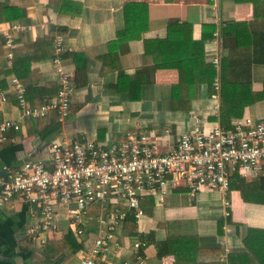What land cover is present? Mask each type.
Listing matches in <instances>:
<instances>
[{
  "label": "crops",
  "instance_id": "obj_1",
  "mask_svg": "<svg viewBox=\"0 0 264 264\" xmlns=\"http://www.w3.org/2000/svg\"><path fill=\"white\" fill-rule=\"evenodd\" d=\"M176 24L192 27V42L204 43L202 52L210 64L218 49L216 34L220 26L222 32L225 26L236 24L237 37L230 39L236 47L232 52L223 47L224 58L234 55L236 70L250 67L253 91H264V64L252 63L258 52L256 40L264 34V0L258 7L250 0H0L3 42L4 33L14 25L21 27L11 31L17 50L58 32L65 37L66 53H70L63 59L65 72L76 80L72 54H81L87 79L82 87L75 81L71 115L64 123L56 112L46 119L22 118L13 94L8 102L0 104V124L6 120L21 123V130L9 132L7 140L0 142V173L9 176L26 162L36 160L51 167L50 145L57 140L80 139L105 145L138 132L154 134L159 151L168 152L191 129L193 114L201 115L207 129L222 124L221 115L219 118L209 113L212 101L208 79L198 80L186 73L187 83L195 79L191 96L190 85L181 83L177 69L146 72L155 64L146 53L148 45L160 40L181 44L184 29L170 34L171 26ZM150 49L153 51V45ZM54 50L55 40L44 59L32 65L41 76L40 88L60 86L52 62ZM7 51L5 45V54L0 58L3 70L13 67L6 60ZM11 78L1 75L0 88L10 91ZM40 97L35 98L36 106L28 101L39 107ZM51 100L44 98L43 104ZM243 118L264 121V100L246 107ZM236 176L226 194L206 189L192 196L181 186L163 204L146 197L142 201L144 218L139 223L129 218L117 233L124 250L118 255L108 253L107 261L134 262L136 253L130 245L136 239H145L149 243L143 254L145 264H164L166 258L167 264L170 257H174L172 264H260L261 256L253 255L244 238L249 230L264 231L262 178L241 183ZM253 184L258 187L245 200L240 189ZM96 213L93 209L91 216ZM40 216L39 206L20 195L0 210V264L80 263L94 237L93 218L86 237L80 241L70 226L67 210L60 207L56 217L59 230L41 245L27 237V230L39 224Z\"/></svg>",
  "mask_w": 264,
  "mask_h": 264
},
{
  "label": "built area",
  "instance_id": "obj_2",
  "mask_svg": "<svg viewBox=\"0 0 264 264\" xmlns=\"http://www.w3.org/2000/svg\"><path fill=\"white\" fill-rule=\"evenodd\" d=\"M217 32L218 49L211 59L217 70L209 113L220 118L224 58L222 32ZM4 33L7 62L12 65L17 45L11 31ZM67 52L66 39H55L52 62L59 77L60 90L51 101L33 107L27 99V89L17 77H12L10 91L0 88V104L13 94L24 119H43L51 112L64 123L71 115L72 99L76 90L74 78L63 68ZM200 114H193V125L181 135L176 147L160 152L154 134L135 132L125 140L110 144L80 139H62L50 145V166L44 161L26 162L4 181L0 174V210L14 201L17 195L40 208L39 224L27 230V237L45 245L59 230L56 221L59 208L67 210L70 226L83 241L90 219L95 224L94 237L82 254L79 264H115L107 261V254L118 255L124 250L118 231L133 218L139 223L145 216L142 201L153 197L163 204L177 188L186 187L192 196L202 190L226 194L235 175L246 181L264 179V121L243 118L226 129L217 124L211 129L202 123ZM21 130V123L6 120L0 124V142L7 140L11 131ZM97 213L91 216V211ZM149 243L136 239L130 249L136 253L134 262L145 264L144 251ZM172 264L174 257L169 260ZM167 258L164 259L166 264Z\"/></svg>",
  "mask_w": 264,
  "mask_h": 264
},
{
  "label": "trees",
  "instance_id": "obj_3",
  "mask_svg": "<svg viewBox=\"0 0 264 264\" xmlns=\"http://www.w3.org/2000/svg\"><path fill=\"white\" fill-rule=\"evenodd\" d=\"M237 3L245 2L247 0H235ZM254 3L255 7H258L260 0H250ZM236 24L230 26H225L222 30V39L224 49H228L230 52L234 51L236 46L235 41L232 45L230 44V39L237 37L234 34L236 29ZM184 29L186 32V37L181 38V44H175L170 40H160L157 42H152L146 47V53L150 54L154 60V66L149 71L155 73L159 69H177L180 73V81L183 84L190 85L191 96L194 94L193 88L195 87L193 81L197 78L208 79L209 93L214 92V81L217 76L216 69L210 63L206 62L205 56L202 52L204 43L192 42L191 32L192 27L190 25L177 26L172 25L170 28V34L175 30ZM59 35L58 32H53L48 37L43 40H39L35 45L27 48L14 50L13 67L11 69L3 70L0 67V76L4 75L5 79L16 76L24 83L27 89V99L35 104V98L40 97V105L43 104V99H53L55 98L60 90V86H49L45 88H40L38 83L40 82V74L37 70H32V65L34 63L42 61L44 59V54H48L49 48L54 44V40ZM190 43L193 45L190 46ZM153 45V51L150 47ZM260 45V49L259 48ZM256 52L254 62L257 64H264V34L259 36L256 40ZM5 54V42L0 39V58ZM70 53H65L63 59ZM72 58L76 63V84L78 87H82L86 84V62L84 56L81 54H72ZM85 62V63H84ZM184 65L188 68L185 69ZM236 61L234 55L230 54L225 57L222 63L221 69V80H222V92H221V122L226 129L232 128L233 120H238L243 116L244 109L246 107L255 105L256 103L264 100V91L257 94L253 91L252 81H251V70H236ZM152 73V74H153ZM186 73H192L193 81L187 83L185 79ZM139 74V73H137ZM4 79V80H5ZM138 80V79H136ZM0 86L1 83H0ZM178 105V104H177ZM182 105V104H181ZM176 106V104H175ZM183 109V107H182ZM57 114V113H56ZM46 119V118H45ZM241 183L245 180L241 179L239 176L235 177ZM260 186L264 188V179L260 182ZM245 187V188H244ZM241 188V193L245 200L248 199L249 192L255 190L256 185H246ZM231 188V186H230ZM133 223V221H131ZM244 242L253 253V255L261 256L258 258L260 264H264V231L260 230H249L247 236L244 238Z\"/></svg>",
  "mask_w": 264,
  "mask_h": 264
},
{
  "label": "water",
  "instance_id": "obj_4",
  "mask_svg": "<svg viewBox=\"0 0 264 264\" xmlns=\"http://www.w3.org/2000/svg\"><path fill=\"white\" fill-rule=\"evenodd\" d=\"M1 176L3 177L4 181H7L8 180V175L7 173L3 172V173H0ZM2 187L0 188V191H1Z\"/></svg>",
  "mask_w": 264,
  "mask_h": 264
},
{
  "label": "rangeland",
  "instance_id": "obj_5",
  "mask_svg": "<svg viewBox=\"0 0 264 264\" xmlns=\"http://www.w3.org/2000/svg\"><path fill=\"white\" fill-rule=\"evenodd\" d=\"M150 135V134H149Z\"/></svg>",
  "mask_w": 264,
  "mask_h": 264
}]
</instances>
